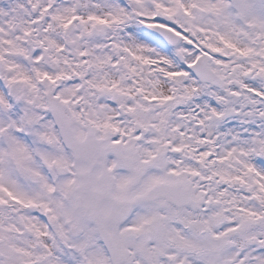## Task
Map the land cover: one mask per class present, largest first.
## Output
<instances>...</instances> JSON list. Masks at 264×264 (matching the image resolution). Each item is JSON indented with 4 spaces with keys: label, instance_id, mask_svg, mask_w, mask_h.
<instances>
[{
    "label": "snow or ice",
    "instance_id": "1",
    "mask_svg": "<svg viewBox=\"0 0 264 264\" xmlns=\"http://www.w3.org/2000/svg\"><path fill=\"white\" fill-rule=\"evenodd\" d=\"M0 264H264V0H0Z\"/></svg>",
    "mask_w": 264,
    "mask_h": 264
}]
</instances>
